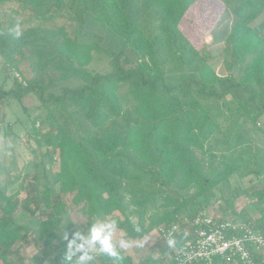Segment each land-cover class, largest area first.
I'll return each mask as SVG.
<instances>
[{
    "label": "trees",
    "instance_id": "trees-1",
    "mask_svg": "<svg viewBox=\"0 0 264 264\" xmlns=\"http://www.w3.org/2000/svg\"><path fill=\"white\" fill-rule=\"evenodd\" d=\"M199 1L0 0V107L35 96L28 131L52 148V182L32 199L21 198L23 182L0 184V264H26L31 234L35 264H66L57 230L75 207L90 226L115 219L134 240L222 198L225 211H235L233 196L217 191L247 168L256 175L264 168V147L255 158L239 147L253 132L264 143V0H211L219 12L213 28L227 11L233 16L218 49L197 46L183 31ZM97 57L103 69L93 67ZM251 195L263 211L262 189ZM239 215L264 231V216ZM191 237L181 229L175 244ZM160 249L165 261L151 253L141 264H173V248L164 241ZM71 252L67 264H75ZM120 252L119 261L98 252L96 263L134 264ZM255 261L264 264V254Z\"/></svg>",
    "mask_w": 264,
    "mask_h": 264
},
{
    "label": "rangeland",
    "instance_id": "rangeland-1",
    "mask_svg": "<svg viewBox=\"0 0 264 264\" xmlns=\"http://www.w3.org/2000/svg\"><path fill=\"white\" fill-rule=\"evenodd\" d=\"M218 14L219 12L213 9L211 0H201L192 9L188 19L184 21L183 31L193 39L197 46L206 43L210 48L218 49L223 46L226 31L233 23L232 14L227 11L223 14L220 24L216 28H213L214 23L217 21ZM91 27L100 32L102 31L105 35L107 34V32H105L106 30L104 31V29L98 25L91 24ZM108 38V43L110 45L116 48L120 47V42L111 37ZM3 63V57L0 54V85L3 83L5 77ZM104 65L105 61L100 60V58L96 59L93 63V67L96 69H103ZM217 67L219 70L223 69L221 63H219ZM11 85L12 81L8 80L6 86L10 87ZM38 105L39 102L37 98L33 95H29L22 101L14 100L10 105L0 107V184L5 188H9L14 185L19 186V183L23 182L26 189L21 191L20 195L22 199H25L27 196L32 199L35 193H37L36 190H43L52 182L50 175L51 166L48 161L52 148H48L43 144H38L37 138L28 131L32 124L31 117L37 113ZM24 106L29 111H25ZM8 125L11 127V131L6 135L5 132ZM36 125L39 128L42 126V123L38 122ZM260 126L264 129V116L261 119ZM239 147L243 151L245 157L254 156L255 158L256 152L263 150L264 143L260 135L253 132L252 138L239 143ZM262 154L263 153H260V156ZM256 158L259 163H262L261 157L257 156ZM257 168L259 169V167ZM246 172L247 176L245 178L233 176L228 182L223 184L221 191H217L218 195L223 191L225 197L233 196L235 211L226 212L227 201L222 198L214 204H210L204 212L211 215L216 220L227 218V220L242 222L244 220L240 217L239 213L245 210L247 215L262 219L264 210L260 211L256 209L253 202L257 197L251 194L259 189H262L264 192V168L261 175L252 173L250 168H247ZM260 208L264 209V201ZM30 209L33 210L34 205H30ZM150 211H152V208ZM182 219L183 220L179 223L180 228L188 232L191 228L190 222L193 218L191 219L183 216ZM67 220L68 222L65 223ZM61 224L62 226L57 230V234L61 233V237L56 241L55 245L62 243L67 248L69 241L72 239L76 240L77 245L84 243L81 237H75L74 234L79 231L84 237H87L91 228L87 216L84 215L78 207L74 208L72 217L68 218L65 215L62 218ZM150 235L154 236V242L148 241ZM150 235L134 240L129 238L123 230L116 228L114 239L118 241L120 238H123L130 243L131 246L125 251L130 254L134 264H141L151 253L159 260L165 261L166 259L164 258L168 255L166 253V255L163 256L161 254V249L159 250L164 244V239L161 238L159 230L152 231ZM65 236L67 238H65ZM35 238L36 235L31 234L23 241V255L26 259V264H35L32 260L33 255L38 252ZM84 244L86 246L82 251H79L80 249L77 250L75 245L71 249V251L73 250L77 253L75 264H81L79 258L84 253L92 257L86 264H97L95 255L100 252L99 243L97 242L95 247H90L87 243ZM140 244L143 246L137 247V245ZM218 264H221V262H218Z\"/></svg>",
    "mask_w": 264,
    "mask_h": 264
},
{
    "label": "built area",
    "instance_id": "built-area-1",
    "mask_svg": "<svg viewBox=\"0 0 264 264\" xmlns=\"http://www.w3.org/2000/svg\"><path fill=\"white\" fill-rule=\"evenodd\" d=\"M191 238L180 245L175 244L169 259L173 264H257L256 255L264 254V231L251 222L216 220L201 211L190 222ZM168 245L181 233L179 222L159 229Z\"/></svg>",
    "mask_w": 264,
    "mask_h": 264
},
{
    "label": "clouds",
    "instance_id": "clouds-1",
    "mask_svg": "<svg viewBox=\"0 0 264 264\" xmlns=\"http://www.w3.org/2000/svg\"><path fill=\"white\" fill-rule=\"evenodd\" d=\"M15 35L19 37L21 35L20 31L17 30ZM65 221V223H67ZM116 229V220L111 219L107 220V222H94L87 234V237H84L83 234L77 231L74 235L75 237H81L84 240V243H87L90 247H95L96 243H99V251L108 256L109 258H114L115 260H123V256L121 255L120 249L127 250L131 245L128 241L123 238H120L118 241L114 239ZM139 230V229H138ZM65 238H67L65 236ZM84 243L76 244V240L72 239L68 243V253H66V264L71 260L72 252L71 249L75 245L77 250L84 248ZM118 245V246H117ZM168 245L173 247L175 245L174 239L168 240ZM143 245H137V247H142ZM81 264H86L87 261L91 260L92 257L87 253H84L80 256Z\"/></svg>",
    "mask_w": 264,
    "mask_h": 264
},
{
    "label": "crops",
    "instance_id": "crops-1",
    "mask_svg": "<svg viewBox=\"0 0 264 264\" xmlns=\"http://www.w3.org/2000/svg\"><path fill=\"white\" fill-rule=\"evenodd\" d=\"M154 239H155L154 236L150 235L149 238H148V241H153L154 242ZM90 251H93V250H90Z\"/></svg>",
    "mask_w": 264,
    "mask_h": 264
}]
</instances>
